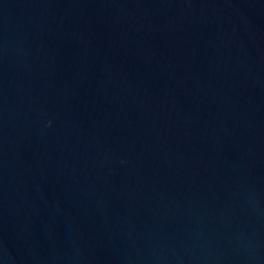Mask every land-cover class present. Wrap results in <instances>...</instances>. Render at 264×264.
<instances>
[{
  "label": "water",
  "instance_id": "obj_1",
  "mask_svg": "<svg viewBox=\"0 0 264 264\" xmlns=\"http://www.w3.org/2000/svg\"><path fill=\"white\" fill-rule=\"evenodd\" d=\"M0 264H264V0H0Z\"/></svg>",
  "mask_w": 264,
  "mask_h": 264
}]
</instances>
